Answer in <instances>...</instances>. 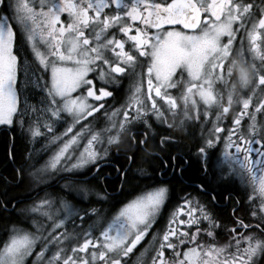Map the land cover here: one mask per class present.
<instances>
[{
  "label": "snow or ice",
  "instance_id": "6c2138e0",
  "mask_svg": "<svg viewBox=\"0 0 264 264\" xmlns=\"http://www.w3.org/2000/svg\"><path fill=\"white\" fill-rule=\"evenodd\" d=\"M18 33L41 93L23 110L17 80L28 64L19 57ZM121 79L127 96L113 102L108 85ZM185 121L207 126L197 147L201 171L211 167L248 186L255 225L237 216L219 243L221 225L207 206L187 194L168 210L163 183L107 212L93 201L83 205L92 190L72 176L99 172L124 137L135 143L129 133L136 124L143 147L154 124ZM14 122L27 124L33 139L44 137L46 154H29L30 186L38 191L0 242V264H133L134 255V264H259L264 0H0V125ZM171 139L161 137V146ZM170 160L172 171H183L186 161ZM24 172L16 169L13 179L23 182ZM57 176L64 184L49 191ZM8 206L0 201V209Z\"/></svg>",
  "mask_w": 264,
  "mask_h": 264
},
{
  "label": "flooded vegetation",
  "instance_id": "af4514ba",
  "mask_svg": "<svg viewBox=\"0 0 264 264\" xmlns=\"http://www.w3.org/2000/svg\"><path fill=\"white\" fill-rule=\"evenodd\" d=\"M175 27L177 29L180 28V26ZM17 49L22 65L24 61H27L28 64L27 69L23 66L21 67L17 80L19 106L23 110L25 107L31 108L33 105H37L41 99V93L32 82L34 77L31 76L30 54L26 47L22 46L19 33L17 35ZM245 55L248 56V53L245 52ZM26 71L27 75H25ZM108 87L115 89L114 98L110 99L116 102L127 96L129 83L127 80L121 79L119 84L108 85ZM246 93L247 90L242 95ZM253 102L255 103V97ZM237 107V105H234L233 111ZM231 115L232 113L230 112L229 116ZM206 127V125L193 121H185L183 125H174L171 128L166 125L154 124V128L148 137L149 143L142 147L139 143V136L143 131V126L141 124L134 125L129 135L135 134L137 136L135 143L124 137L119 145L114 144L111 146L108 156L104 161L100 162L99 172L93 171L71 177L77 182L87 184L92 190L87 199L83 200V205L86 206L89 201H93L95 202L93 204L94 207L107 212L111 210L112 205L119 202H127L135 198V196L163 183L170 190L171 199L168 210L182 202L181 198L187 194H191L192 197L207 206L221 225L216 230V239L219 243H224L229 239L228 229L233 226V221L237 216L246 223L250 222L255 225L257 218L251 216V212L255 208L248 199L250 192L248 186L235 177H222L216 174L211 167H209L207 173L201 171L197 147L204 139ZM57 128L59 131H63L60 124L57 125ZM4 135L9 136L8 156L10 164L15 170L23 168L25 172L23 182L17 181L16 183L12 182V179L8 176L0 174L4 181V186L0 191V201H6L11 196L9 202L12 206V208H7L6 210L0 209V242L6 239L10 227L17 221L19 209L29 204L38 191V189L33 190L30 186L31 178L28 175L30 171L29 154L36 158L46 154V139L44 137L33 139L28 132L27 124L23 128L17 122L12 125H0V138ZM165 136L172 139L161 146V137ZM16 138L23 143V153L18 165L14 162L12 153ZM129 156L132 157L131 160H129ZM170 157H176L175 163L177 165H181V160L186 161V163L181 165L183 171H172ZM164 160L169 161L168 168L164 167ZM185 170H189L190 174L196 175L195 179L185 177L183 174ZM64 182L59 176L55 177L53 188L49 189V191L59 188ZM201 183L207 186L204 191L198 188ZM19 185L21 189H16ZM16 190H18V193H14ZM97 193H99V196ZM40 194L43 195V193ZM213 195L216 197L215 200L212 199ZM105 196L107 199H102ZM166 215L167 210L164 215L165 221ZM254 231L258 237L264 238V234L260 233L259 230ZM140 247L138 246V249ZM136 255H138V252H136ZM256 259L259 264H264V255L258 256ZM134 261L135 255L132 258L133 264Z\"/></svg>",
  "mask_w": 264,
  "mask_h": 264
},
{
  "label": "trees",
  "instance_id": "16d2710c",
  "mask_svg": "<svg viewBox=\"0 0 264 264\" xmlns=\"http://www.w3.org/2000/svg\"><path fill=\"white\" fill-rule=\"evenodd\" d=\"M12 153L14 157V162L18 165L21 161V155L23 153V143L18 138L15 139ZM9 136L4 135L0 138V174H4L12 179V182L16 183L17 180H14L13 177L16 175V170L12 167V165L9 162ZM185 177H192L195 179L196 175L190 174L189 170H185L183 172ZM4 186V181L2 177L0 176V191L2 190ZM16 189H21V186H17ZM14 193H18V190H16ZM11 197V196H10ZM6 199V201H10L11 198ZM8 209L12 208L11 203L10 206L7 207ZM1 218V217H0ZM5 220V219H3Z\"/></svg>",
  "mask_w": 264,
  "mask_h": 264
}]
</instances>
